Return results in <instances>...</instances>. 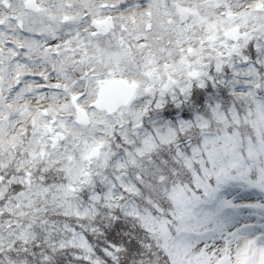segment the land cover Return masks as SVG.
I'll return each instance as SVG.
<instances>
[{
    "label": "snow or ice",
    "instance_id": "snow-or-ice-1",
    "mask_svg": "<svg viewBox=\"0 0 264 264\" xmlns=\"http://www.w3.org/2000/svg\"><path fill=\"white\" fill-rule=\"evenodd\" d=\"M0 264H264V0H0Z\"/></svg>",
    "mask_w": 264,
    "mask_h": 264
}]
</instances>
